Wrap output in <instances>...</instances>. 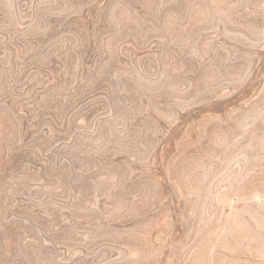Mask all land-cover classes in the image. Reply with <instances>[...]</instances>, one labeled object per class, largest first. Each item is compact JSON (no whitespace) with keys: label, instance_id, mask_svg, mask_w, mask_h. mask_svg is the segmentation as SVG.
<instances>
[{"label":"rangeland","instance_id":"1","mask_svg":"<svg viewBox=\"0 0 264 264\" xmlns=\"http://www.w3.org/2000/svg\"><path fill=\"white\" fill-rule=\"evenodd\" d=\"M0 264H264V0H0Z\"/></svg>","mask_w":264,"mask_h":264}]
</instances>
